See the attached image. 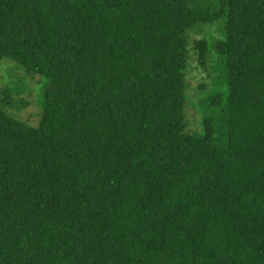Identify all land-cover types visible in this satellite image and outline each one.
<instances>
[{
    "label": "trees",
    "instance_id": "1",
    "mask_svg": "<svg viewBox=\"0 0 264 264\" xmlns=\"http://www.w3.org/2000/svg\"><path fill=\"white\" fill-rule=\"evenodd\" d=\"M0 57V264H264V0H0Z\"/></svg>",
    "mask_w": 264,
    "mask_h": 264
},
{
    "label": "rangeland",
    "instance_id": "2",
    "mask_svg": "<svg viewBox=\"0 0 264 264\" xmlns=\"http://www.w3.org/2000/svg\"><path fill=\"white\" fill-rule=\"evenodd\" d=\"M24 70L17 62H15L12 58L9 57H0V90L2 88L11 89L15 86V83H22V85L26 86V89H30V91H25L18 97L24 99L19 109L13 107L16 111H12L15 117L18 118H26L28 114H32L37 112L42 104L43 100V89H44V80L43 77L38 74H32V77H28V79H22L25 74ZM193 82V81H192ZM189 113L194 111L193 108L188 109ZM28 124L34 125L36 123V119L26 118Z\"/></svg>",
    "mask_w": 264,
    "mask_h": 264
}]
</instances>
